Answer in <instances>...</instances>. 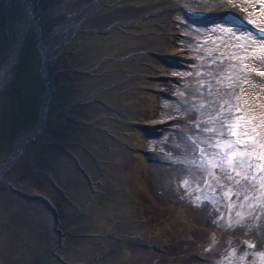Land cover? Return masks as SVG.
<instances>
[{"label":"rangeland","instance_id":"obj_1","mask_svg":"<svg viewBox=\"0 0 264 264\" xmlns=\"http://www.w3.org/2000/svg\"><path fill=\"white\" fill-rule=\"evenodd\" d=\"M29 3L0 0V264H264V0ZM229 88L220 140L196 98Z\"/></svg>","mask_w":264,"mask_h":264},{"label":"trees","instance_id":"obj_2","mask_svg":"<svg viewBox=\"0 0 264 264\" xmlns=\"http://www.w3.org/2000/svg\"><path fill=\"white\" fill-rule=\"evenodd\" d=\"M232 90H230V88L228 89V95L227 98L225 97H221L224 98V100H222V104H218L215 105V101H213V98L216 97L214 95V97L210 99H206L207 97L204 96H198L196 98V102H199L201 104V108H207L208 113L205 112V114H201V120H204L203 123L207 122V121H213L216 122L220 127L221 130H219V128L216 126V128H213L210 132V134H214L216 135L217 133L219 134L220 131L221 133H223V136L220 137L221 139H233L236 135L237 132L241 129V127L243 126V114H239V111H237L236 106L234 104V102L232 101V98L234 96V94L231 92ZM218 93H220V91H218ZM221 94V93H220ZM204 102H206V104H204ZM200 105L197 104V107L199 108ZM213 109H217L218 112H214L213 114H211L213 112ZM212 112H211V111ZM215 116H219L218 118H216ZM262 142L264 143V139L262 138ZM235 143V141L233 142ZM255 144H257L258 149L261 151V146L259 141L255 142ZM226 147V145H225ZM262 152L259 153L258 158L261 159L260 161L258 160L256 162V167L260 170V169H264V147L262 148ZM261 182L264 183V179H260Z\"/></svg>","mask_w":264,"mask_h":264},{"label":"bare ground","instance_id":"obj_3","mask_svg":"<svg viewBox=\"0 0 264 264\" xmlns=\"http://www.w3.org/2000/svg\"><path fill=\"white\" fill-rule=\"evenodd\" d=\"M7 1L10 2V0H7ZM19 1H20V4L23 6L24 9H26V10H27V8L29 9V5H30L29 0H19ZM33 23H34V21L32 19V15L30 13H27V15L24 17V20L21 23V27L20 28L22 29V32L25 31V29H27L28 26L30 24H33ZM46 69H47V67H45V71H46ZM3 75L4 74L2 73L1 77ZM50 91H51V88H50V86H48V89H47V92H46V95H45V98L43 100V104H42V107H41V110H40L39 122L37 123L36 128L34 130H32V132L30 134H33L34 132H36L37 129H39L45 122V117H46V113H47V103H48V100H49ZM166 124H167V120H162V119L159 118V119H155V120L151 121L149 123V126L151 128L155 129V128L164 127V126H166ZM26 138H27V136H23L15 143V145L13 147L12 155L10 156V159H9L10 162H11L12 159L15 158V156L19 152L21 146L25 142ZM7 163H9V162H7Z\"/></svg>","mask_w":264,"mask_h":264},{"label":"water","instance_id":"obj_4","mask_svg":"<svg viewBox=\"0 0 264 264\" xmlns=\"http://www.w3.org/2000/svg\"><path fill=\"white\" fill-rule=\"evenodd\" d=\"M207 18H196L194 21V23H196V24H199V25H206V24H209V23H211V22H213V21H218L217 19H213V21L211 20V21H205ZM203 21V22H202ZM31 199H33V200H36V201H39V202H41V203H43V204H45L53 213H55V207L51 204V203H49V201L46 199V198H44V197H35V198H31ZM55 219H57V217H56V215H55Z\"/></svg>","mask_w":264,"mask_h":264},{"label":"snow or ice","instance_id":"obj_5","mask_svg":"<svg viewBox=\"0 0 264 264\" xmlns=\"http://www.w3.org/2000/svg\"><path fill=\"white\" fill-rule=\"evenodd\" d=\"M260 75H264V73H261ZM236 162H237V163H243L244 161H243L242 159H239V158H238V159L236 160Z\"/></svg>","mask_w":264,"mask_h":264}]
</instances>
